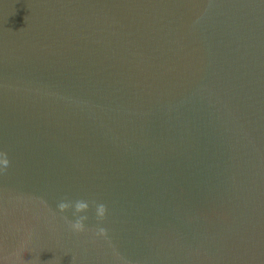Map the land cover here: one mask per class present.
Returning <instances> with one entry per match:
<instances>
[{"label": "water", "instance_id": "obj_1", "mask_svg": "<svg viewBox=\"0 0 264 264\" xmlns=\"http://www.w3.org/2000/svg\"><path fill=\"white\" fill-rule=\"evenodd\" d=\"M0 153V264H264V0H0Z\"/></svg>", "mask_w": 264, "mask_h": 264}, {"label": "clouds", "instance_id": "obj_2", "mask_svg": "<svg viewBox=\"0 0 264 264\" xmlns=\"http://www.w3.org/2000/svg\"><path fill=\"white\" fill-rule=\"evenodd\" d=\"M8 164H9V161L7 159L6 153H0V165L4 166L6 168L8 166ZM69 206L70 205L68 202H60L58 204V208L60 209L61 212H63L67 208H69ZM72 206L74 207V213L84 212L89 207L88 203L86 201H83V200H77L74 203V205H72ZM104 214H105V205L104 204H98L96 206V216L98 218H103ZM85 219H87V217L80 216L74 222L69 221V224L73 230L82 231L84 229L83 221ZM99 231L101 234H103L104 229L101 228Z\"/></svg>", "mask_w": 264, "mask_h": 264}]
</instances>
